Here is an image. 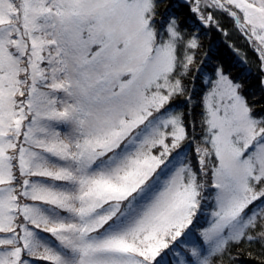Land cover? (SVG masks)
<instances>
[{
	"label": "snow or ice",
	"instance_id": "1",
	"mask_svg": "<svg viewBox=\"0 0 264 264\" xmlns=\"http://www.w3.org/2000/svg\"><path fill=\"white\" fill-rule=\"evenodd\" d=\"M225 16L257 58L229 45L235 76L203 43ZM244 256L264 264V0H0V264Z\"/></svg>",
	"mask_w": 264,
	"mask_h": 264
},
{
	"label": "trees",
	"instance_id": "2",
	"mask_svg": "<svg viewBox=\"0 0 264 264\" xmlns=\"http://www.w3.org/2000/svg\"><path fill=\"white\" fill-rule=\"evenodd\" d=\"M221 23L223 27L230 33L228 37H225L221 32L215 29L208 30V34L203 36V43L205 49L212 46L213 51L210 55L214 61L224 63L225 67L231 69L233 75H238L240 68L237 64V56L233 49L229 45H235L237 49H240L243 53L247 54L249 61H256V54L249 47L248 43L236 32L233 28L232 21L227 17H221ZM253 73L255 74V67L253 65ZM249 83L255 85V75L249 78ZM235 251V249H234ZM255 251V249H253ZM243 264H256L255 261H247L246 256L242 257Z\"/></svg>",
	"mask_w": 264,
	"mask_h": 264
},
{
	"label": "rangeland",
	"instance_id": "3",
	"mask_svg": "<svg viewBox=\"0 0 264 264\" xmlns=\"http://www.w3.org/2000/svg\"><path fill=\"white\" fill-rule=\"evenodd\" d=\"M226 17V16H225ZM228 18V17H227ZM228 20H229V18H228ZM208 31V30H207ZM239 34V33H238ZM240 35V34H239ZM241 36V35H240ZM244 40H245V38L243 37V36H241ZM245 42H246V40H245ZM204 226H206V225H204Z\"/></svg>",
	"mask_w": 264,
	"mask_h": 264
}]
</instances>
